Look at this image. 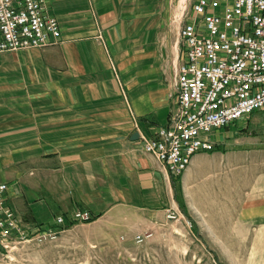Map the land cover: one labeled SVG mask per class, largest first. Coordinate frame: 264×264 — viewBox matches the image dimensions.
I'll return each mask as SVG.
<instances>
[{"label":"crops","instance_id":"1","mask_svg":"<svg viewBox=\"0 0 264 264\" xmlns=\"http://www.w3.org/2000/svg\"><path fill=\"white\" fill-rule=\"evenodd\" d=\"M48 4L60 42L0 52V183L27 226L70 220L78 209L96 220L124 207L163 212L179 184L192 194L248 162L230 147L231 128L214 133L213 148L194 154L181 175L142 148L141 133L169 124L178 105L174 0ZM263 182L239 211L256 228L255 244H264Z\"/></svg>","mask_w":264,"mask_h":264},{"label":"built area","instance_id":"2","mask_svg":"<svg viewBox=\"0 0 264 264\" xmlns=\"http://www.w3.org/2000/svg\"><path fill=\"white\" fill-rule=\"evenodd\" d=\"M189 1V4L188 2ZM48 0H0V52L47 47L62 39ZM180 55L175 67L178 105L170 123L141 133L142 148L181 175L194 154L215 145L211 134L264 110V0H185L175 12ZM101 37V36H100ZM0 183V256L19 245L55 241L65 225L27 226ZM167 217L175 219L171 206ZM73 222L93 215L78 209ZM138 242L144 237L136 236Z\"/></svg>","mask_w":264,"mask_h":264},{"label":"rangeland","instance_id":"3","mask_svg":"<svg viewBox=\"0 0 264 264\" xmlns=\"http://www.w3.org/2000/svg\"><path fill=\"white\" fill-rule=\"evenodd\" d=\"M184 2L174 0L172 21ZM230 128V147L242 148L248 162L236 171L227 168L231 176L222 181L199 183L192 194L179 184L175 219L166 210L124 207L88 224L70 220L74 226H63L57 240L21 244L0 256V264H264V244L253 242L256 228H248L239 212L243 197L264 181V110L211 136Z\"/></svg>","mask_w":264,"mask_h":264},{"label":"trees","instance_id":"4","mask_svg":"<svg viewBox=\"0 0 264 264\" xmlns=\"http://www.w3.org/2000/svg\"><path fill=\"white\" fill-rule=\"evenodd\" d=\"M174 179V178H173ZM177 180L179 179V178H176ZM175 179V180H176ZM176 180V181H177ZM179 183V182H178ZM180 205V204H179ZM181 207V206H180ZM100 215H95V216H93L92 217V219H90L89 221L87 220L86 221V223L88 224L89 222H93V221H95L98 217H99ZM72 226H74V223L73 222H71L70 220H68V221H66V224L64 225V228L65 229H68V228H71Z\"/></svg>","mask_w":264,"mask_h":264},{"label":"bare ground","instance_id":"5","mask_svg":"<svg viewBox=\"0 0 264 264\" xmlns=\"http://www.w3.org/2000/svg\"><path fill=\"white\" fill-rule=\"evenodd\" d=\"M185 0H182V2H184ZM214 146V145H213ZM213 146L208 147V150H210L211 148H213Z\"/></svg>","mask_w":264,"mask_h":264}]
</instances>
